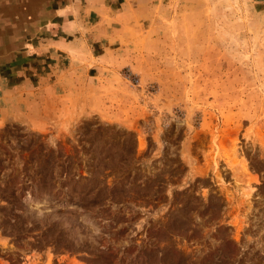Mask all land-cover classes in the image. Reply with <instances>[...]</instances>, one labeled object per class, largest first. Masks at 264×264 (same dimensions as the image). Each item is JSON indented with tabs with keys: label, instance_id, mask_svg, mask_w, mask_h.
Returning <instances> with one entry per match:
<instances>
[{
	"label": "rangeland",
	"instance_id": "obj_1",
	"mask_svg": "<svg viewBox=\"0 0 264 264\" xmlns=\"http://www.w3.org/2000/svg\"><path fill=\"white\" fill-rule=\"evenodd\" d=\"M151 2L0 118V264H264V0Z\"/></svg>",
	"mask_w": 264,
	"mask_h": 264
},
{
	"label": "crops",
	"instance_id": "obj_2",
	"mask_svg": "<svg viewBox=\"0 0 264 264\" xmlns=\"http://www.w3.org/2000/svg\"><path fill=\"white\" fill-rule=\"evenodd\" d=\"M151 1L0 0V118L18 111L27 102L23 95L46 81L34 83L38 73L69 75L71 68L83 75L73 62L83 64L86 53L96 57L97 45H107L114 29L130 26V13Z\"/></svg>",
	"mask_w": 264,
	"mask_h": 264
}]
</instances>
